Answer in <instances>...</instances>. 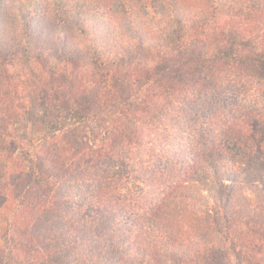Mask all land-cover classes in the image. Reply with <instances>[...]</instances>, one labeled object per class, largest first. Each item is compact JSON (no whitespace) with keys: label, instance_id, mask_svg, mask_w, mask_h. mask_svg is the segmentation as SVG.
<instances>
[{"label":"trees","instance_id":"1","mask_svg":"<svg viewBox=\"0 0 264 264\" xmlns=\"http://www.w3.org/2000/svg\"><path fill=\"white\" fill-rule=\"evenodd\" d=\"M0 219V264H264V0H0Z\"/></svg>","mask_w":264,"mask_h":264},{"label":"rangeland","instance_id":"2","mask_svg":"<svg viewBox=\"0 0 264 264\" xmlns=\"http://www.w3.org/2000/svg\"><path fill=\"white\" fill-rule=\"evenodd\" d=\"M245 47L247 48L246 45ZM64 77L65 76H60L59 78H55L56 79L55 81L60 82V79L63 80L67 78L66 80L67 82H69V77H65V78ZM38 94L39 93L36 90H31V91H28V92H25L19 95V105L23 111L22 126L25 127V130H24L25 136H26L28 144H30L32 148L37 146L42 141L45 135V131H46L44 128L46 118L43 117L41 109L39 107L40 98ZM90 95H93V94H90ZM88 98L93 99V96H88ZM129 100L132 103V98H129ZM129 118H130L129 116L125 117L124 118L125 120L121 118V121L122 122L124 121L126 126L128 128H131L132 119H129ZM108 120H109V117L102 116L100 124L104 123L106 125L107 124L106 121ZM93 121L95 120L93 119ZM88 126L93 128V122H90ZM89 136H92V132L89 133ZM95 137L97 140H103L105 137V133L101 131L98 134H96ZM5 231H6L5 223L1 220L0 221V238H4Z\"/></svg>","mask_w":264,"mask_h":264}]
</instances>
